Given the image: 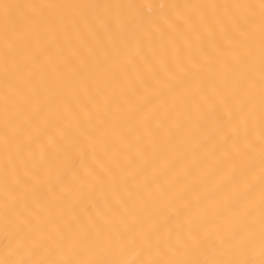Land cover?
I'll return each mask as SVG.
<instances>
[{"label":"bare ground","instance_id":"1","mask_svg":"<svg viewBox=\"0 0 264 264\" xmlns=\"http://www.w3.org/2000/svg\"><path fill=\"white\" fill-rule=\"evenodd\" d=\"M0 264H264V0H0Z\"/></svg>","mask_w":264,"mask_h":264}]
</instances>
